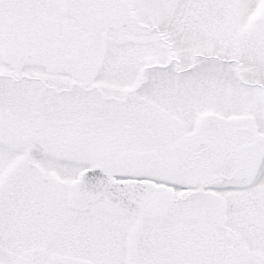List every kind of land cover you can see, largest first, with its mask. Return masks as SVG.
Wrapping results in <instances>:
<instances>
[{"label": "snow or ice", "instance_id": "obj_1", "mask_svg": "<svg viewBox=\"0 0 264 264\" xmlns=\"http://www.w3.org/2000/svg\"><path fill=\"white\" fill-rule=\"evenodd\" d=\"M0 264H264V0H0Z\"/></svg>", "mask_w": 264, "mask_h": 264}]
</instances>
